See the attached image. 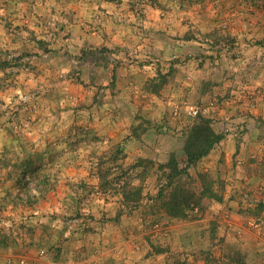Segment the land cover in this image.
<instances>
[{
  "label": "rangeland",
  "instance_id": "374dc122",
  "mask_svg": "<svg viewBox=\"0 0 264 264\" xmlns=\"http://www.w3.org/2000/svg\"><path fill=\"white\" fill-rule=\"evenodd\" d=\"M10 1L16 2V0H0V9H3ZM17 1V9L14 12L27 14L25 18H21L23 21L30 15V21L34 22L32 25L35 29L27 28L24 33V29L21 30V28L25 25L29 27V24L15 23L16 31L14 32L8 27L11 23L4 21V15L0 16L2 20L0 24L5 29L1 28L7 33V35L2 33L0 35L6 40V37L15 34L16 40L22 43L11 47L7 43V46L0 50V94H3L0 96V118L4 117L7 120V135L18 137L16 143L12 144L19 148L22 147L23 150L28 146L32 153L30 151L27 158L18 157L17 154L8 158L3 157V162L10 167L20 163L22 159L27 161L26 169L16 175V190L19 191L4 192L6 195L4 199H9V202L12 200L14 207L22 209L32 208L47 198H62L68 204L70 213L61 214L63 218L60 224L63 221L68 230L73 231L76 228L74 225L81 223L77 219L83 217L79 210L80 204L95 198L106 199L107 196L120 195L124 199V191L140 189L142 193L138 201L123 200L124 210L131 216L137 209L144 208L143 213L149 219H157L151 220L150 225L155 224L163 233L168 225L164 220L190 221L196 219V215L204 209L210 208L211 204H216L214 202L223 203L227 190L226 184L231 182L226 181L225 177L226 170H229L227 166L229 162L224 157L226 152L216 162L215 157L212 156L213 150L230 135H233L228 138L232 140L231 147L242 149L241 144L246 143L247 140L241 136L250 137L251 132L255 130L254 124L251 123L257 118L253 113L256 109L260 112L264 108V85L254 88L252 87L253 79L248 73L238 78L227 70L222 71L223 75L212 71L213 79L209 80L206 75L199 73L189 75L179 67L187 66L191 60L198 57L195 54L180 57L176 62L177 66H170L169 73L166 75L149 77L142 71L143 64L147 65L146 61L150 64L156 61L148 57H146L148 60H143L137 47L122 45L111 48L101 46L79 49V46L72 41L66 40L70 37L68 34L62 35L61 38L52 36L50 40H47L44 38L45 34L39 31L41 26L46 29V23L41 20L44 16L38 14L41 10V1ZM75 1L80 3L82 0ZM83 1L95 4L98 12L110 11L119 14L116 18L118 21L114 19L119 23L130 19L129 15H125L128 11L143 12L145 9L154 8L162 19L170 17L172 20L176 19V22L181 21L193 25L196 24L192 17L193 12L198 13L201 8L205 10L207 6L212 5L216 9L217 6L223 4H225L223 8L232 6L227 0ZM254 1L261 0H242L239 4L241 12H250ZM71 5L76 7L75 2ZM232 13L234 12L230 9L227 21H225L228 24L224 23L221 30L231 28V24L237 21ZM135 21L129 23L135 24ZM241 21H245V18ZM212 34L211 39L203 38L200 41L209 43V49L212 47L215 52L219 53L222 50L215 48L216 45L212 43H220L226 37V44L236 43V40H231V32L219 36L215 28ZM240 37L242 38L235 36V39L246 40L247 34L243 32ZM208 65L211 69L218 66L213 60L209 61ZM241 65H248L245 59ZM191 81L196 85L199 84V91H197V86L193 87L192 93L184 91L186 94L182 93L181 103L177 105L192 103L202 107L204 112L201 117L210 119L213 129L216 133L222 134L224 138L208 155L187 168L188 160L184 151L186 135L199 122V118H189L183 111L175 115L174 104L172 106L165 104L163 107L161 105L158 110L145 109L146 104L140 105V102L149 100L151 95L163 100L166 98L163 91L170 83L182 89L185 87L191 89ZM214 85H217L216 87L220 85L223 93L213 92L217 91ZM157 89L158 91H155ZM22 95L27 97L26 101L20 99ZM144 95H147L146 98ZM35 107L42 108V111L36 110ZM222 109H224L223 112H221ZM32 117L47 120L48 123L61 117L66 122L72 118L75 122L80 118L88 121L91 126L84 124H81L83 126H70L65 132L66 135L59 136L54 133L53 136L50 129L43 131L40 125H34L35 128L41 129L40 137L25 143L22 139H28L30 134H34L31 131ZM260 126L259 130L264 128V125L260 124ZM263 133L264 130L260 131L259 141L262 143L263 140L262 145H264ZM2 144L4 143L2 142L0 147ZM2 153H5L4 150H1L0 155ZM173 159L176 160L178 170L182 173L171 179L169 177L171 176L170 163ZM74 171L75 174L71 176L70 173ZM7 177L8 174L1 176L0 187L10 184L11 180ZM234 184L232 182V185ZM243 184L244 186L240 188V195L239 190L237 194L241 201L240 206L246 205L242 209L249 211L251 197L247 201L245 199L247 191L252 193L249 180H243ZM177 185L194 193L197 198H200V203L194 207L193 211L188 210L186 217L171 218L159 211L158 195L162 190L163 193L169 194L171 189ZM209 188H212L218 196L220 195L222 200L203 195ZM9 204L6 203V206ZM1 208L5 209L0 207V214L2 213ZM196 208L199 209V213H195ZM39 217L23 222L25 224L19 225L17 227L19 230H15V228L12 229L13 225L9 226L8 221L0 216V251H9L15 246H20L22 242H19L18 238L22 239L25 235L26 238L32 239L30 245L34 244L35 247L37 246V251H40L38 243L35 244L36 234L41 231L46 232L49 228L53 229L57 223V216L55 212L49 214L50 221L44 219L45 215L39 214ZM114 220L115 218L110 219V221ZM214 230L217 231V226L212 224L210 227L211 246L206 250L207 255L200 254L197 260V253H194L193 260L197 264V261L204 260L209 264H264L262 260L253 262L251 258L245 257L246 254L242 249L243 243L238 241L237 243H224L222 239H218L217 232ZM216 238L217 241H215ZM158 241L163 242L160 239ZM161 244L165 245V243ZM153 248L158 253L166 249L158 243ZM60 249L53 244L48 249L46 248V251L42 249L38 258L41 255L50 256V260H58ZM43 251L44 255L41 254ZM188 258L190 257L184 256V259ZM20 260L14 256L0 255V264H19ZM25 261L27 264L30 263L26 259ZM186 262L178 261L177 264H186Z\"/></svg>",
  "mask_w": 264,
  "mask_h": 264
},
{
  "label": "crops",
  "instance_id": "0c3cea01",
  "mask_svg": "<svg viewBox=\"0 0 264 264\" xmlns=\"http://www.w3.org/2000/svg\"><path fill=\"white\" fill-rule=\"evenodd\" d=\"M23 1L25 2V0ZM227 1L228 4H232L231 8L229 6L223 8L225 5L223 4L215 9L211 5L207 6L205 10L203 8L199 9L198 13L193 12L194 15L192 17L195 19L196 24L188 25L181 21L176 22V19L172 20L170 17L162 19L154 8L151 10L145 9L143 12H137L138 10L128 11V14L126 13L125 15H129L130 19L127 22L123 21L126 23H119L116 22L119 14L110 11L98 12L95 4L89 1L85 2L82 0L79 3V1L76 2L75 0L68 2L67 0H39L41 10L38 14L44 16L41 20L46 23V29H43L42 26L38 29L45 34L44 38L47 40H50L52 36L61 38L62 35L68 34L70 37L66 40L68 42L72 41L79 46V49L101 46L111 48L112 46L122 45L137 47L140 57L144 58L143 60H148L146 59L148 57L157 62L150 64L149 61H146L148 62L147 65L143 64L142 71L149 77L160 74L166 75L169 73L170 66H177L176 62H178L180 57L187 54H195L198 57L191 60L187 66L179 67L189 75L193 76L199 73L206 75L209 80L212 78V71L223 75L222 71L227 70L238 78H242L248 73L254 82L252 87L258 88V86L264 85V0L254 1L253 7L250 8L251 11L245 13L239 9L241 7L239 4L242 0ZM16 2L18 1L16 0ZM16 2L10 1L3 9H0L2 11L0 16L4 15L5 18L3 19L5 22L13 23L12 26L10 24L8 27L12 28L14 32L16 31L14 29L16 28L15 23L29 24V27L25 25L24 28H21V30L24 29V33L27 28L35 29L32 25L34 22L30 21V15L23 21L21 18H25L27 14L14 12L17 9ZM74 2L76 7L71 5ZM249 2L251 3V1ZM230 9L236 13L232 14L237 18V21L231 24V28L221 30V26L227 23L225 21H227ZM242 18H245V21H241ZM133 19L137 20V22ZM120 20L122 21V19ZM0 21L2 20L0 19ZM131 21H135V24L129 23ZM1 27L5 29L0 24V34L7 35ZM215 28L219 36L227 35L228 32H231V40H236V43L226 44V37L220 43H212L216 45L215 48H221V52L213 51L212 47L209 49V43L207 44L200 40L203 38L205 40L207 38L211 39ZM53 30L56 33L52 32ZM243 32L247 34V39H238L240 41L237 43L238 40L237 38L235 39V36L242 38L240 36ZM16 37L15 34H11L5 40L0 35V50L7 46V43L10 47L22 44L16 40ZM226 45L228 46L225 47ZM176 57L178 59L173 60ZM244 59L248 64L247 66L241 65ZM212 60L218 64L217 68L211 69V67H208L209 61ZM212 83L214 84V80ZM254 84L256 85L254 86ZM190 85L192 86L191 89L187 87L182 89L178 85L170 83L163 91L166 98L161 100L151 95L149 100L141 101L140 105L144 103L146 104L145 109L158 110L161 105L163 107L165 104H170L171 106L174 104L176 106L181 103L184 91L192 93L195 86H197V91H199V84L196 85L195 82L191 81ZM216 86L214 85V89L217 91L213 92L217 94L223 93L221 86ZM2 95L1 93L0 96ZM146 96L144 95L145 98ZM35 109L42 111L40 107H35ZM253 115L257 118L255 122L251 123L252 125L254 124L255 130L251 132L250 137L241 136V138L247 140L246 143L243 142L241 144V150H238L237 147L235 149L231 147L232 140H228V138L233 135H230L221 142L220 146L213 150L214 153L212 152L216 162L226 152L224 157L229 162L227 165L229 170H226L225 177L226 181L231 182L226 184L227 190L223 203L214 202L216 204H211L210 208L204 209L199 215H196V219L194 218L190 221L164 220L168 224L165 233L158 229L155 224L153 226L150 225L151 220L157 219H149L143 213L145 209L142 207L129 216L124 210L125 202H123L124 199L120 195L107 196L106 199L95 198L87 203L80 204L79 210H81L80 214L83 217L77 219L81 223L79 225L75 224L74 227L76 228L73 231H69L63 221L60 224V220L63 218H61V214L70 213L68 204L60 197V199L47 198V200L40 201L39 204L32 208L20 209L14 207L12 200L9 202V199H4L6 196L4 192L15 193L19 191L16 190V175L26 169L27 161L22 159L20 163L10 167L3 162V157L8 158L17 154L18 157L27 158L31 150L28 149V146L23 150L22 147L19 148L12 144L16 143L18 137L7 135V120L1 117L0 144L2 142L4 144L1 145L0 152L4 150L5 153L0 155V179L1 176L8 174L7 179L11 180V182L7 186L3 185L0 187V207L5 208H1L2 213L0 216L8 221L7 224L9 226L13 225L12 229L19 230L17 227L25 224L23 222L40 218L39 214L45 215L46 218L44 219L48 221L50 219L49 214H54L55 212L57 216L56 226L53 229L49 228L46 232H38L36 234L37 239L35 237L37 240V242L35 240V244L38 243V247L41 248L40 251L42 249L46 251V248L48 249L53 244L61 249L58 260H50V256L43 257L41 255L38 258L40 251H37V246L35 247L34 244L30 245L32 239L26 238V235L23 238L21 235L22 239L18 238V241L22 242V244L19 243L20 246H15L13 250L0 251V255L26 259L30 262L29 264H177L178 261H187L186 264H197L193 260L195 258L194 253H197V260L200 258V254L207 255L206 250L211 246L210 227L213 224L217 226V231L214 230V232H217L218 239H222L227 244L237 243V241L241 242L243 243L244 254H246L245 257L251 258L254 260L253 262L261 260L264 262V145H262L263 140L262 143L259 141L260 131L264 130V128L258 129L261 127L260 124L264 125V108L260 112L256 109ZM31 121V131L34 134H30L31 136L29 135L28 137L30 138L28 139L23 138L22 140L25 143L34 140L38 136L40 137L39 131L41 129L35 128L34 125H40L43 131L50 129L53 136L54 133L59 136L66 135L65 132L69 130L70 126H83L81 124L91 126L88 121L80 118L75 122L73 118L66 122L61 117L60 119H55L54 122L50 121L48 123L47 120L32 117ZM94 122H97V120H94ZM229 125L232 126V124ZM211 157H209L210 160ZM70 174L71 176L74 175L75 171ZM243 180H249V188L252 192L249 204L251 209L249 211L242 209L246 205L240 206L241 201L237 194L239 190L240 195V188L244 186ZM232 182L235 184L232 185ZM18 188L20 187L18 186ZM6 203L10 204L6 206ZM112 218H115V220L110 221ZM46 220H43V222H46ZM251 220L257 221L258 226H251L249 223ZM159 239L160 241L163 240V242L159 243ZM215 241H217V238ZM157 243L166 249L159 253L155 252L153 247ZM161 243H165V245ZM43 253L45 254L44 251L41 252L42 255H44ZM185 255L190 258L184 259ZM197 262L198 264H209L206 260Z\"/></svg>",
  "mask_w": 264,
  "mask_h": 264
},
{
  "label": "trees",
  "instance_id": "16d2710c",
  "mask_svg": "<svg viewBox=\"0 0 264 264\" xmlns=\"http://www.w3.org/2000/svg\"><path fill=\"white\" fill-rule=\"evenodd\" d=\"M155 91H158L155 90ZM223 135L216 133L212 127V121L208 118L199 117V122L194 125L186 135L184 151L188 160V167L196 163L201 158L208 155L214 146L223 140ZM171 179L175 175L181 174L178 170L176 160L173 159L170 163ZM185 171V170H184ZM171 186V185H170ZM142 190L134 189L133 191H124L123 197L126 201H138ZM203 195L222 200V197L217 195L212 188L207 189ZM159 211L165 213L171 218L186 217L188 210H194V207L200 203V198H197L191 191H186L180 185L172 188L169 194L163 193V190L158 195Z\"/></svg>",
  "mask_w": 264,
  "mask_h": 264
},
{
  "label": "built area",
  "instance_id": "2783aa9c",
  "mask_svg": "<svg viewBox=\"0 0 264 264\" xmlns=\"http://www.w3.org/2000/svg\"><path fill=\"white\" fill-rule=\"evenodd\" d=\"M178 57L174 58L173 60H177ZM20 99H22L23 101L27 99V97L25 96H21ZM183 111L185 113V115L189 118H192V119H197L199 117L202 116L203 112H204V109L202 107H200L199 105H196V104H192V103H186V104H183V105H176L174 107V114L175 115H179V113ZM251 197V194L249 191H247V193L245 194V199L246 201L249 200ZM195 213H199V209L196 208L195 209ZM250 225L253 226V227H257L258 226V223L257 221L255 220H251L249 221ZM19 264H27L25 260L21 259L19 261Z\"/></svg>",
  "mask_w": 264,
  "mask_h": 264
}]
</instances>
